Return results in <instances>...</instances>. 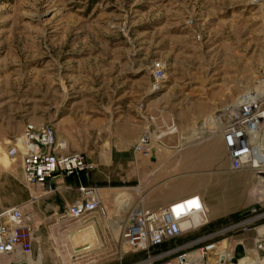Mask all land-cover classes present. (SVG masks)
I'll list each match as a JSON object with an SVG mask.
<instances>
[{
  "label": "rangeland",
  "instance_id": "rangeland-1",
  "mask_svg": "<svg viewBox=\"0 0 264 264\" xmlns=\"http://www.w3.org/2000/svg\"><path fill=\"white\" fill-rule=\"evenodd\" d=\"M248 93L264 101V0H0V198L7 207L27 204L32 260L150 264L161 255L156 264H164L214 234L218 242L235 236L227 264L248 258L244 238L257 239L256 232L219 233L247 219L261 199L264 170L232 172L223 137L213 131ZM28 124L53 127L61 152L81 154L93 169L70 181L56 177L65 182L54 180L51 191L23 180L24 188L16 180L20 161L8 149ZM212 156L219 172L207 167ZM192 158L199 169L188 166ZM156 166L204 192L195 196L205 225L149 253L124 254L122 224L130 208L145 207ZM83 188L97 189L101 206L73 220L67 211ZM71 197L56 215L43 205Z\"/></svg>",
  "mask_w": 264,
  "mask_h": 264
},
{
  "label": "built area",
  "instance_id": "built-area-1",
  "mask_svg": "<svg viewBox=\"0 0 264 264\" xmlns=\"http://www.w3.org/2000/svg\"><path fill=\"white\" fill-rule=\"evenodd\" d=\"M251 94H245L235 104L227 107L224 115L225 121H218L213 129L216 134L223 137L225 147L229 152L232 172L250 169L256 160L262 158L259 154L256 155L258 143H254L252 138L258 132L264 134L262 130V127L264 128V109H262L264 101L263 98H259L252 103ZM148 138V136L145 137L142 143L146 144ZM9 146L11 147L8 149V156L20 161L23 180L29 187H41L51 191L55 188L56 177H77L93 169L81 154L64 155L61 151L65 149V144L58 143L55 131L49 125L37 127L28 124L22 135L14 138ZM143 146L139 145L138 149ZM256 170L259 171L257 168ZM82 191L83 198L70 206L67 211V216L73 220L83 219L101 206L97 189L83 188ZM260 196L261 199L250 209L247 219L232 225L229 232H225L226 234L220 232L219 235L245 234L256 230L262 223L264 224V186ZM175 207V205H170L167 208L152 211L138 204L130 208L122 224V252L124 254L149 253L157 247L180 238L185 232L205 225L206 209L202 199L201 204L193 211L202 214L203 220L198 225H192L186 229L181 228V222L188 215L176 214ZM27 212V204L5 207L0 211V256H11L17 261L26 260L30 264H38L39 258L35 262L32 260L34 233L31 228L32 218ZM216 235L204 237L201 242L205 244L196 251L184 253L164 264H209L211 260L213 264L232 262L233 257L226 254V251L229 250L235 236L218 242L215 241ZM224 243L226 244L225 251L219 253V245ZM246 252L249 259L254 258L253 253L256 252L255 261H263L264 236L258 237L255 240L254 249ZM164 258L161 255L155 259L149 258L150 264H156L158 260Z\"/></svg>",
  "mask_w": 264,
  "mask_h": 264
},
{
  "label": "crops",
  "instance_id": "crops-1",
  "mask_svg": "<svg viewBox=\"0 0 264 264\" xmlns=\"http://www.w3.org/2000/svg\"><path fill=\"white\" fill-rule=\"evenodd\" d=\"M222 142L223 140L221 141V143ZM188 166L193 170H197L199 169L200 164L198 163L197 159L192 158L188 161ZM207 167L209 170L212 169L214 173L215 171L219 172L220 170L219 159H217V157L215 156H212V159L209 160ZM70 178H74V177L66 178V180L69 179L70 181ZM16 180L19 182L20 185L26 188L23 185V179H22L21 172L16 178ZM62 182H65V180L57 181V179H55L56 184L57 183L59 184ZM149 182L150 184H153V187L150 189L149 194L145 198V207L146 209H149L152 211H157L163 208H167L170 205H173L175 203H178L182 200H185L195 195H200L202 199H204L205 197L204 192L197 187L194 181L172 180L168 177V170L165 169L163 166H159V167L156 166V170L154 171V174L151 175ZM27 190L28 189H26V199L28 200L31 194L30 192H27ZM71 199L72 197L70 198V200H67L65 203H62V204L59 202L52 201L50 203L49 202L44 203L43 205L46 207V211H49L50 213L52 212L53 215H56L57 213H60L62 209H65L67 206L73 203ZM7 206H9V204L5 203V201H2L0 198V211ZM181 210L188 211L186 206L183 205V206L176 207L175 212H178ZM257 229L253 230L254 232L257 233L256 236H259V237L263 236L259 233V231H257ZM249 235L250 236H247L246 238H244V243H243L244 251H247L246 249L247 247L248 248L250 247L251 249L255 247V240H256L255 233H250ZM240 252L242 253L243 250L242 251L240 250ZM0 264H20V263L13 262L11 259L6 258L5 256H0Z\"/></svg>",
  "mask_w": 264,
  "mask_h": 264
},
{
  "label": "bare ground",
  "instance_id": "bare-ground-1",
  "mask_svg": "<svg viewBox=\"0 0 264 264\" xmlns=\"http://www.w3.org/2000/svg\"><path fill=\"white\" fill-rule=\"evenodd\" d=\"M251 95H252V99H251L252 103H255L259 98H263V94L259 95L257 93L256 94L252 93ZM219 125H221V122H219ZM262 130H263V133H264V128L263 127H262ZM205 131H207V130H205ZM204 133H206V132H203V134ZM263 135H262L261 132H258V134L255 135L252 138L254 143H258V146L256 148V155L259 154L262 158H261V160H256L252 164L251 168L247 169V170H250V171L254 170V169L256 170V168L259 169V171L260 170H264V165H261L262 163L264 164V136ZM190 204H191L192 207L190 206ZM200 204H201V199L199 197H197V196H193V197L187 198L185 200H182V201H180L178 203L173 204L176 207L185 205L186 208L188 209V211L181 210V211L175 212L178 215H181V214H183V215L187 214L188 215V217L185 218L183 220V222H181V228L182 229H186V228H188V227H190L192 225H198L203 220L204 217L202 216V214L193 211L194 208L196 206H199ZM176 207H175V210H176ZM183 225H185V228H183ZM259 233H261V234L264 233V227L260 228ZM255 254H256V252H255ZM256 256H257V254H256ZM263 262H264V260L263 261L260 260V261L257 262V261H251L248 258L242 257V259H241L239 264H262Z\"/></svg>",
  "mask_w": 264,
  "mask_h": 264
}]
</instances>
